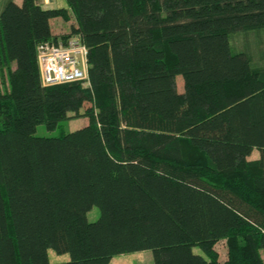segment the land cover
<instances>
[{
    "label": "trees",
    "instance_id": "16d2710c",
    "mask_svg": "<svg viewBox=\"0 0 264 264\" xmlns=\"http://www.w3.org/2000/svg\"><path fill=\"white\" fill-rule=\"evenodd\" d=\"M56 17L73 19L59 36ZM262 26L264 0H8L0 264H50V249L70 255L60 264L146 249L154 264H264V66L230 42ZM70 36L88 47L90 84L42 85L37 46Z\"/></svg>",
    "mask_w": 264,
    "mask_h": 264
},
{
    "label": "rangeland",
    "instance_id": "374dc122",
    "mask_svg": "<svg viewBox=\"0 0 264 264\" xmlns=\"http://www.w3.org/2000/svg\"><path fill=\"white\" fill-rule=\"evenodd\" d=\"M8 0H0V12L2 11L5 3ZM21 2V0H15ZM46 7H62L67 5V0H51L49 4H43ZM72 23V22H71ZM71 23L65 21L61 17L53 18L51 20L52 30L54 33H60L65 28L68 30L71 28ZM230 42L233 52H245L251 58V62L254 67L264 66V26L253 28L245 31H233L230 33ZM12 65V64H11ZM8 76L7 65L0 66V84L2 87L5 86V81ZM178 88L183 90V80L181 76H178ZM90 106V99L86 97L85 107ZM83 108L82 112L84 111ZM88 123L87 117H78L73 119L62 120L55 129H49L45 124L37 126L36 135L38 136H57L62 133H67L83 127ZM259 156V151L254 150L249 156L250 159H254ZM100 214V210L95 206L88 212V218L90 221H95ZM215 248L220 253L221 259L227 258V244L225 240L219 241ZM194 251L199 254H204L199 247H195ZM50 264H60L64 261L69 260L70 255L68 253L58 254L53 249L49 250ZM110 264H154L153 252L150 249L120 253L115 255Z\"/></svg>",
    "mask_w": 264,
    "mask_h": 264
},
{
    "label": "built area",
    "instance_id": "2783aa9c",
    "mask_svg": "<svg viewBox=\"0 0 264 264\" xmlns=\"http://www.w3.org/2000/svg\"><path fill=\"white\" fill-rule=\"evenodd\" d=\"M37 61L44 86L89 81L88 47L78 36L48 40L37 46Z\"/></svg>",
    "mask_w": 264,
    "mask_h": 264
},
{
    "label": "crops",
    "instance_id": "0c3cea01",
    "mask_svg": "<svg viewBox=\"0 0 264 264\" xmlns=\"http://www.w3.org/2000/svg\"><path fill=\"white\" fill-rule=\"evenodd\" d=\"M38 2H40L42 5L43 4H49L50 3V1L51 0H37ZM44 6V5H43ZM67 6V5H66ZM46 7V6H45ZM57 18V17H56ZM52 20V19H51ZM66 21V20H65ZM69 22L71 23V22H73V19H71V20H69ZM51 26H52V24H51ZM68 31V29L67 28H65L63 31H61L60 33H54L53 32V30H52V32L55 34V35H58L59 36V34H61V33H63V32H67Z\"/></svg>",
    "mask_w": 264,
    "mask_h": 264
}]
</instances>
